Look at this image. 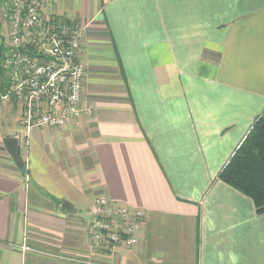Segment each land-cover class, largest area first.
<instances>
[{"label": "crops", "instance_id": "0c3cea01", "mask_svg": "<svg viewBox=\"0 0 264 264\" xmlns=\"http://www.w3.org/2000/svg\"><path fill=\"white\" fill-rule=\"evenodd\" d=\"M48 1L46 15L85 25L91 113L27 132L0 99V264H264V213L218 178L264 115V0ZM98 195L144 210L135 246L91 250Z\"/></svg>", "mask_w": 264, "mask_h": 264}, {"label": "built area", "instance_id": "2783aa9c", "mask_svg": "<svg viewBox=\"0 0 264 264\" xmlns=\"http://www.w3.org/2000/svg\"><path fill=\"white\" fill-rule=\"evenodd\" d=\"M48 0H0L1 18L7 24L0 99L18 104L25 131L62 127L71 119L89 115L82 105L84 64L80 42L85 25L58 14H45ZM88 242L92 251L110 252L117 246L131 248L140 241L145 212L138 207L95 198ZM77 262H82L75 260ZM86 264H106L93 259Z\"/></svg>", "mask_w": 264, "mask_h": 264}, {"label": "trees", "instance_id": "16d2710c", "mask_svg": "<svg viewBox=\"0 0 264 264\" xmlns=\"http://www.w3.org/2000/svg\"><path fill=\"white\" fill-rule=\"evenodd\" d=\"M5 53V40L0 38V76L3 87L6 86V76L2 68ZM21 169L27 172L25 165ZM218 178L248 196L257 214L264 213V115L253 120L243 139L219 171ZM62 257L64 255L60 256L63 260ZM90 259L87 256H78L75 260L82 262L76 261L73 264H86Z\"/></svg>", "mask_w": 264, "mask_h": 264}, {"label": "rangeland", "instance_id": "374dc122", "mask_svg": "<svg viewBox=\"0 0 264 264\" xmlns=\"http://www.w3.org/2000/svg\"><path fill=\"white\" fill-rule=\"evenodd\" d=\"M48 4H49V1H48ZM47 6H49V5H45L44 6V9L43 10H46V7ZM0 29H1V34H3V36L7 39V37H8V32H7V24H6V22L1 18V14H0ZM8 101V100H7ZM14 101V100H13ZM15 102V101H14ZM16 104H17V102H16ZM18 112H19V110H18ZM19 119H20V116H19ZM34 129V128H33ZM17 130V129H16ZM32 130V129H31ZM18 131H19V129H18ZM22 145H23V143H22ZM23 148V147H22ZM21 152H22V155H23V153H24V149L23 150H21ZM24 157H25V155H23ZM26 164V161H23V165H25ZM25 168H26V171H27V166H25ZM26 175V174H25ZM50 177H52L53 178V183H55V182H57L58 181V175L57 174H53V175H51V176H49L48 177V179L50 178ZM26 178H28V176L26 175ZM60 188L61 187H59V190H60ZM63 191H64V189L63 188H61ZM42 191V192H44L43 191V189H41V188H38L37 187V184L34 182V181H31L30 183H29V193L30 194H32V193H34L35 191ZM99 197H102V195H98ZM94 202V203H93ZM68 203V202H67ZM69 204V203H68ZM92 205H93V208L95 207V201H92ZM92 208V209H93ZM83 213H84V210H83ZM91 214H92V211H91ZM87 237H88V228H87ZM102 253V252H101ZM104 253V252H103ZM109 253H112V251H110ZM142 257V256H141ZM63 258V257H62ZM76 258H78V256L77 255H71V254H65L64 255V258H63V260L62 259H60V261H63V262H65V263H70V264H72V263H76V261H75V259ZM56 259H58V258H56ZM91 260H92V258H91ZM112 262H113V260H111ZM108 264H113V263H108ZM131 264H142V263H131ZM161 264H166V263H161Z\"/></svg>", "mask_w": 264, "mask_h": 264}, {"label": "water", "instance_id": "95a60500", "mask_svg": "<svg viewBox=\"0 0 264 264\" xmlns=\"http://www.w3.org/2000/svg\"><path fill=\"white\" fill-rule=\"evenodd\" d=\"M3 143H4L6 150L8 151V153L10 154L12 159L14 160V162L17 163V165H19L20 167H22L23 161H22L20 154H19V140H18V138H16V137H5L3 139ZM62 208L63 209L66 208L67 210H69V204L64 201Z\"/></svg>", "mask_w": 264, "mask_h": 264}]
</instances>
